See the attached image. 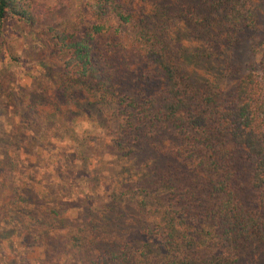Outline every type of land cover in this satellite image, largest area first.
<instances>
[{
  "label": "trees",
  "instance_id": "1",
  "mask_svg": "<svg viewBox=\"0 0 264 264\" xmlns=\"http://www.w3.org/2000/svg\"><path fill=\"white\" fill-rule=\"evenodd\" d=\"M89 3L95 23L85 31H46L63 62L64 106L52 112L64 122L83 103L105 112L118 154L146 161L104 207L87 210L71 253L83 264H257L264 54L259 73L235 66L242 45L254 55L262 44L264 0ZM9 19L32 24V0H0V37ZM203 65L211 73H199ZM222 78L235 79L232 92ZM7 161L0 156V215L29 199ZM27 214L46 229L61 222L54 210L39 220Z\"/></svg>",
  "mask_w": 264,
  "mask_h": 264
},
{
  "label": "rangeland",
  "instance_id": "2",
  "mask_svg": "<svg viewBox=\"0 0 264 264\" xmlns=\"http://www.w3.org/2000/svg\"><path fill=\"white\" fill-rule=\"evenodd\" d=\"M89 2L32 0V24L5 22L0 37V156L12 167L20 194L29 199L0 215V264H83L70 251L71 235L84 225L87 210L104 207L116 184L135 180L146 161L143 155L118 154L105 112L83 103L68 122L52 112L53 105L64 106L58 93L63 62L46 31H85L95 23ZM248 48L245 43L238 51L236 71L259 73L264 39L254 55ZM202 69L211 73L204 65L198 72L205 74ZM219 83L228 93L235 88V79ZM51 210L61 219L51 229L27 214L39 220ZM257 264H264V258Z\"/></svg>",
  "mask_w": 264,
  "mask_h": 264
}]
</instances>
